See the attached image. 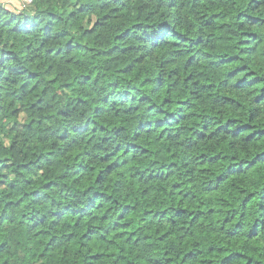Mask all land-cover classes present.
<instances>
[{"label": "trees", "instance_id": "16d2710c", "mask_svg": "<svg viewBox=\"0 0 264 264\" xmlns=\"http://www.w3.org/2000/svg\"><path fill=\"white\" fill-rule=\"evenodd\" d=\"M0 264H264V0L0 4Z\"/></svg>", "mask_w": 264, "mask_h": 264}, {"label": "rangeland", "instance_id": "374dc122", "mask_svg": "<svg viewBox=\"0 0 264 264\" xmlns=\"http://www.w3.org/2000/svg\"><path fill=\"white\" fill-rule=\"evenodd\" d=\"M6 7L9 9H17L19 7H22V1L21 0H12L11 3L7 4Z\"/></svg>", "mask_w": 264, "mask_h": 264}, {"label": "crops", "instance_id": "0c3cea01", "mask_svg": "<svg viewBox=\"0 0 264 264\" xmlns=\"http://www.w3.org/2000/svg\"><path fill=\"white\" fill-rule=\"evenodd\" d=\"M12 2V0H0V4H3V5H7V4H9V3H11Z\"/></svg>", "mask_w": 264, "mask_h": 264}, {"label": "built area", "instance_id": "2783aa9c", "mask_svg": "<svg viewBox=\"0 0 264 264\" xmlns=\"http://www.w3.org/2000/svg\"><path fill=\"white\" fill-rule=\"evenodd\" d=\"M22 2L24 3V6L29 4L31 2V0H22Z\"/></svg>", "mask_w": 264, "mask_h": 264}]
</instances>
